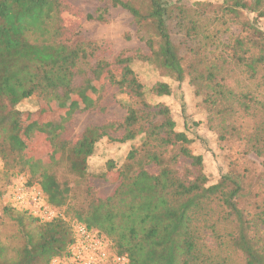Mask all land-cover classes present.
<instances>
[{
  "label": "trees",
  "instance_id": "trees-1",
  "mask_svg": "<svg viewBox=\"0 0 264 264\" xmlns=\"http://www.w3.org/2000/svg\"><path fill=\"white\" fill-rule=\"evenodd\" d=\"M100 1L107 6L96 18L105 19L109 4L127 10L148 51L99 58L95 40L66 28L65 0H0L2 173L15 174L20 153L26 164L33 163L28 139L43 133L55 151L36 181L46 202L63 212L45 221L4 205L3 215L17 230L0 236V264H50L67 255L76 223L109 240L125 264H264V0L251 6L247 0ZM139 62L193 88L207 121L217 123L220 144L240 142L244 154L261 158L255 190L247 181L249 169L232 158L211 180L206 152L195 150L194 134L205 138L204 120L185 102L180 121L167 103L155 101L171 96L173 85L166 79L146 84L135 67ZM100 78L93 100L86 93ZM106 84L117 88L126 109L116 137L105 126L90 125L78 139H66L61 115L41 122L42 106L21 108L36 97L57 99L67 112L75 105L89 110ZM76 95L81 103L71 99ZM105 137L130 143V149L121 164L108 159L93 171L91 158ZM36 156L38 164L43 156ZM111 174L118 183L100 196L91 177L108 180Z\"/></svg>",
  "mask_w": 264,
  "mask_h": 264
},
{
  "label": "rangeland",
  "instance_id": "rangeland-1",
  "mask_svg": "<svg viewBox=\"0 0 264 264\" xmlns=\"http://www.w3.org/2000/svg\"><path fill=\"white\" fill-rule=\"evenodd\" d=\"M68 8L63 11L62 17L64 18V24L69 31H83L84 35L89 39L95 40L99 46V58L113 61L116 55L120 52L135 53L138 50L148 51L145 42L141 39L138 33V26L133 20L132 15L122 7H114L108 5V12L105 15L104 20H98L96 17L100 13V9L107 6V2L100 0H65ZM249 6L252 5L253 0H247ZM91 15L93 18H89ZM238 27L234 26L232 33L238 32ZM131 36V38H129ZM136 69L139 72L141 78L148 85L156 82L157 80L166 79L173 85V92L171 96L163 98H154L155 101L163 100L167 103L175 118L180 119L181 109L186 104V108L191 111H195L197 116H201L204 120V127L202 130L203 138L201 140L200 134L198 135L199 141L196 143V151L206 152V164L205 168L210 175L211 180H215L218 177L219 165H225L227 160L235 159L249 169L247 181L252 183V189L255 190L258 182L257 177L262 172L261 158L254 154L245 153L244 146L237 141L227 142V144H220L216 139V127L217 123L207 121L206 113L198 105L199 98L194 95L193 88L187 83L177 84L172 80L165 78L160 71L154 68L150 64L137 63ZM120 74V71H116ZM82 81L81 76L76 77V84H80ZM103 80L100 78L95 82V87L88 90L86 95L89 98L95 100L98 96L100 87H102ZM121 96L119 95L117 88L112 84H106L104 90L101 92V97L97 104L89 110L81 111L77 106H73L68 111V107H62L57 99H39L33 97L22 103L21 108L26 110H35L39 106L43 107V113H40V121H47L50 115L55 119H59V115L63 118L60 125L62 128V137L70 140L78 139L84 130L90 125H101L109 129L113 137L121 134L120 130H116V125L123 120L126 115V109L121 104ZM75 101L80 102L82 98L78 95L73 96ZM70 100L66 101L68 104ZM52 109L53 112L51 111ZM52 119V118H51ZM181 121V119H180ZM206 121V122H205ZM197 131V130H196ZM198 132V131H197ZM29 140V153L33 158V163L26 164L24 162V154L20 153L19 158L21 164L14 168L15 174L4 175L3 165L0 162V219L5 221L0 226V236L5 237L16 233L17 226L10 222L8 216L3 215L2 207L4 205L16 206L21 209L20 205L14 200L13 193L18 184L23 183L28 189L32 188L35 192L40 190L37 184V175L43 168L51 166L49 160H46L48 154L51 151H55L46 139L43 133L35 131L31 133ZM130 149V143H119L104 138L101 140L97 147L96 154L91 158V168L93 171H98L102 168L105 161L108 159H114L118 164H121ZM23 154V155H22ZM42 154L41 162H36L39 159L36 155ZM47 156L44 158V155ZM56 154L59 156L60 152L56 150ZM227 155V156H226ZM188 161H182L181 166L187 165ZM152 172L157 171L156 167H149ZM21 170V171H20ZM264 180V177L262 178ZM91 182L95 186L100 196H107L111 194L118 183L117 175L111 174L109 179H100L91 177ZM41 191V190H40ZM42 192V191H41ZM43 195V193H42ZM48 204L43 195V201ZM51 208H53L51 206ZM27 211L30 214V206H27ZM57 216L63 217V212L53 208ZM24 210V209H22ZM56 216V217H57ZM37 217V216H36ZM39 218V217H38ZM41 219V218H40ZM264 232V228H263ZM207 241L210 245H214V239L209 235ZM51 264V263H50Z\"/></svg>",
  "mask_w": 264,
  "mask_h": 264
},
{
  "label": "built area",
  "instance_id": "built-area-1",
  "mask_svg": "<svg viewBox=\"0 0 264 264\" xmlns=\"http://www.w3.org/2000/svg\"><path fill=\"white\" fill-rule=\"evenodd\" d=\"M13 197L21 209L28 210L27 206H30V214L42 220L50 221L57 216L49 204L42 202L43 195L40 190L35 192L20 183L15 188ZM74 229V242L70 245L67 255L53 258L51 264H125L127 262L125 256L111 251L109 240L88 229L86 225L76 223Z\"/></svg>",
  "mask_w": 264,
  "mask_h": 264
}]
</instances>
